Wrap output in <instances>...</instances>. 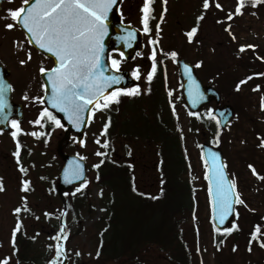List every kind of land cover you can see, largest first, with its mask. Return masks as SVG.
I'll return each mask as SVG.
<instances>
[{"label":"rangeland","instance_id":"rangeland-1","mask_svg":"<svg viewBox=\"0 0 264 264\" xmlns=\"http://www.w3.org/2000/svg\"><path fill=\"white\" fill-rule=\"evenodd\" d=\"M141 1L127 0L126 8L128 7L129 10L126 15L134 26L143 30L138 8ZM216 2L222 5V10L214 7ZM202 4L203 0H167L161 8L158 7L159 10L156 13L160 18L163 7L168 9L167 13H164V18L161 19L159 30L151 27L150 34L147 38L145 37V42L148 41V43L150 40L158 41L155 44L157 54L163 52L170 54L175 51L190 64L199 63L200 66L196 72L200 80L217 87L222 92L223 98L234 106L237 112L223 131L221 141L229 177L236 182L235 190L245 204L236 205L238 215H235L233 222L238 225L239 232L230 233L231 236L221 241L216 247L214 243L216 231L211 219L208 184L205 178L206 166L201 156V139L188 131V112L181 100L177 67L169 59L163 62L168 89L171 93L172 113L176 117V125L183 134V152L188 163V176L193 186L190 224L195 237L193 240L194 263L264 264V247H261V243L264 242V180L259 179L251 169L247 168L249 163L260 176H264V149L256 148L257 139L255 137V134L259 133L264 138V110L261 108L264 83L261 82V78L252 77L248 67H245L246 59L250 57L248 55H253V61L256 63L259 60L264 69V59H261L264 58V3L258 4L257 7H252L250 3L247 4L243 9V14L238 15L231 22L230 30L226 32H223L225 25H223V17L234 10L237 0H210V7L207 10ZM21 5L22 0H5L0 5V63L10 71L9 79L13 99L23 105L24 119L18 126L19 140L23 146V156L26 154L28 156L19 163V166L26 169L25 172L28 173L23 181L33 183L35 192L28 194L20 191L21 175L13 163V151L17 148V144L14 142L13 135L0 133V184L3 187V190H0V241L5 247H8L9 232L11 227L16 225V221L23 222L29 231L33 225L34 230L41 227L45 232L49 230L47 227L49 222H53L52 214L50 215L45 209L51 210L50 207H46L48 200L43 196L41 185L34 180L30 165L33 163V166H39L53 160L52 157H48L51 145L44 143L45 147L42 149L40 142L34 141L36 138L31 134L35 129L37 120L35 118L40 110L39 99L42 96L38 73L41 65L48 69L51 64L42 60L32 50L16 26L12 29L4 27L7 23H13L10 19H4L8 15V10L18 9ZM201 15L204 19L198 21L197 17ZM218 20L222 22L217 23ZM192 27H197L198 30L189 42L186 33ZM230 32L235 39L232 38ZM241 45H255V48H246L244 52H239ZM29 54L31 59H29ZM151 54L152 49L145 48L126 67L132 72L139 69L141 90L145 89L147 74L151 71ZM116 58V55H111V59ZM22 60L25 63L21 64ZM249 76L252 79L247 80L240 86V90L236 91L237 84ZM221 85L225 88L223 89ZM257 85H259V90L253 91ZM95 118L85 135V146L79 151L87 157V165L92 167L83 191L86 194L85 200H88L93 207L89 206L88 211L82 206L84 211L78 216L76 214V220L70 213H67L64 218L66 228L69 227L64 249L70 258V263L94 264L96 255V223L101 212L99 207L94 205L98 201L99 188L96 185L94 170L97 159L93 156L98 147L93 140L100 138L97 129L101 116L96 114ZM50 138L52 141L54 135ZM68 151L73 153L76 150L71 146ZM57 174V170L50 169L41 177L51 180ZM76 194H78L77 191ZM21 197L29 211L31 209V214L24 215L21 212L18 216L13 215L16 208L24 205ZM81 204H83L82 200ZM45 213H48L50 217L47 220ZM39 219L41 222H38ZM256 226L260 227V232L256 234L255 239H252ZM55 242L56 239L50 240V238L41 236L36 246L33 245V250L39 254L38 264H42L47 250L49 248L52 250ZM234 247L235 251H233ZM249 247L251 251L248 250Z\"/></svg>","mask_w":264,"mask_h":264},{"label":"trees","instance_id":"trees-1","mask_svg":"<svg viewBox=\"0 0 264 264\" xmlns=\"http://www.w3.org/2000/svg\"><path fill=\"white\" fill-rule=\"evenodd\" d=\"M126 6L124 1L122 15L130 21ZM245 67L251 74L260 72L254 61L247 60ZM145 86L139 95L121 93L118 103L103 110L112 125L102 143L108 147L101 145L105 155H99L100 167L95 168L101 217L94 264H195L190 224L193 186L182 133L171 114L162 75L156 74ZM206 111L190 115L189 131L224 151L223 132ZM73 201L70 198V206L79 210ZM89 206L93 207L86 200L88 211ZM222 235L216 236V247Z\"/></svg>","mask_w":264,"mask_h":264},{"label":"snow or ice","instance_id":"snow-or-ice-1","mask_svg":"<svg viewBox=\"0 0 264 264\" xmlns=\"http://www.w3.org/2000/svg\"><path fill=\"white\" fill-rule=\"evenodd\" d=\"M167 0H165V3ZM152 0H144V6L141 9L142 23L144 25V32L148 33L151 31L149 27V20L151 18V5ZM246 3H250L252 7H256L260 3H264V0H237V6L235 11H230L227 14V19L231 20L235 15H242L243 9ZM23 5H29L28 7H20L18 9H9L8 15L4 19H10L13 23H7L4 25L7 29H12L16 24L21 25L27 32L31 35V39L35 41L36 45L40 49H44L47 52L52 53L57 61V65L51 69L40 68L42 74H47L48 80L52 86V95L49 103L54 109H58L60 112L67 114L70 122L74 123L79 127L82 123V114L85 110H90L89 105L94 104L95 109L107 108L109 103L112 101L119 102V95L122 93L128 96L139 95V87H134L131 89H117L113 92L105 95V89L110 87L112 84H117L122 79L121 76H106L101 67L100 58L104 51L103 38L107 34L108 25L106 20L108 18V13L112 10L116 0H35L31 3V0H22ZM205 10L210 7V0H203L202 4ZM214 7L222 10V5L218 2L214 3ZM255 15V13H253ZM204 19L203 15L197 17V20ZM222 21H217L221 23ZM230 25L226 31L230 30ZM157 30H159V25H157ZM198 28L192 27L190 31L186 33L188 41L191 42L193 36L196 34ZM130 37L132 33L128 34ZM230 35L231 32H230ZM235 39V36L232 35ZM149 43L155 45L158 43L157 40H150ZM246 48H255V45H241L239 52H244ZM156 49L153 48L151 59L153 61L151 66V71L147 74V80L152 81L154 74L157 70L156 62ZM123 55V53H121ZM171 56L175 58L177 53L175 51L171 52ZM29 59L31 55L29 54ZM264 59V58H261ZM25 61H21V64ZM112 66L115 67L116 71L119 72L120 60L112 59ZM198 63L196 67H199ZM185 70L188 71V66L185 65ZM132 75L139 79V69H135ZM256 75L264 76V73H258ZM252 79L251 76L244 80H241L237 86L236 90H240V86L247 82V80ZM10 87V86H9ZM259 90V85L253 89V91ZM4 85L0 83V108H2L3 95H4ZM171 95V93H169ZM190 95L194 98L202 99L199 89L190 90ZM27 98V97H25ZM104 100L101 104L100 101ZM41 103L44 101L41 100ZM195 102V99L194 101ZM261 108L264 110V97H261ZM173 111H175L173 109ZM213 110H209V118L215 119L212 115ZM190 115H198L196 113H189ZM40 117H47L55 123L57 127H62L61 122L52 112L47 108L43 109L40 113ZM36 124H40L41 120L37 119ZM219 125V121H217ZM13 127H16L19 131V127L16 121H12ZM108 125L104 127V132H107ZM32 135H37L33 132ZM15 138L17 133H12ZM216 140L219 141V130L216 133ZM98 144L99 140L96 141ZM107 148V143L102 145ZM260 147H264V138H261ZM20 144L17 143V151L14 155L17 157V162L19 163L20 155ZM97 155L103 156L105 153L97 152ZM211 156V168L213 171V178L215 183V193H214V203H213V219H218L220 225H223L230 215L233 214L234 204H245V202L240 199L239 193L236 192V182L230 181L224 169L226 164L220 162L219 155L215 152L210 153ZM203 159V157H202ZM103 162V161H102ZM101 162V163H102ZM206 168L208 167L207 161H205ZM94 167L99 168L100 164L94 165ZM253 174L259 179L264 180V176H260L256 172L253 165H249ZM24 172L26 169L21 168ZM82 168L77 166V168L69 174L65 172V179H80L82 177ZM99 178V177H97ZM206 179L208 178L206 174ZM22 191H29V182L23 181ZM83 186V185H82ZM0 190H3L2 184H0ZM135 190V189H134ZM77 192L80 188L76 189ZM209 195L213 196L212 181L210 180ZM155 198V197H153ZM247 206V205H245ZM15 211L19 213L20 208H16ZM45 215H49L45 213ZM238 215V213L236 214ZM21 224L17 222L16 227L12 232L11 242L13 247H15L16 233L20 230ZM233 230H238V225L233 223L231 227L219 229L216 228L215 231H223L225 233H231ZM64 230L61 229V232ZM260 232V227L256 226L255 231L252 233V239L256 238V234ZM62 239H67L66 236L59 237ZM53 239H58L53 237ZM251 244V241H250ZM261 247H264V242L261 243ZM235 247L233 251H235ZM251 251V247L248 249ZM57 256L62 255V249L59 244L56 246ZM79 255V253H77ZM0 264H8V260L5 259L0 261ZM50 264H56L55 261L50 262Z\"/></svg>","mask_w":264,"mask_h":264},{"label":"water","instance_id":"water-1","mask_svg":"<svg viewBox=\"0 0 264 264\" xmlns=\"http://www.w3.org/2000/svg\"><path fill=\"white\" fill-rule=\"evenodd\" d=\"M5 0H0V5ZM122 0H116V4L113 5L112 10L108 13V18L106 20V24L108 25L107 34L103 38V46L104 51L101 54L100 63L101 67L104 71V75L106 76H121L122 79L117 84H112L110 87L105 89V95L113 92L117 89H131L138 85L137 81L132 79L128 72L126 71H114L110 67L109 54L113 51L118 53H123L122 57L126 61H131L137 52H141L143 49L142 45V35L139 31L132 28L130 25H123L121 23V16L118 13V7L120 6ZM35 0H31V3H34ZM24 7H28L29 5H23ZM21 31L25 34L28 39L29 44L35 48L38 52L43 54L46 58H50L54 61V67L57 65V61L55 56L47 52L44 49H40L38 45H36L35 41L31 39V35L24 29L21 25L17 24ZM132 33L133 35L130 37L128 34ZM179 72L182 78V91H183V99L184 103L188 110L191 112H198L205 105L215 102L216 105L220 104L221 97L220 94L211 86H204L198 77L196 76L194 69L192 66L187 64L183 60L178 61ZM185 65L188 66V71L185 70ZM9 72L3 68L0 64V83L4 85L5 91L3 95L2 108H0V129H6L8 121L12 117H16L19 120L22 119V110L21 106L16 105L11 100V89L9 87L8 78ZM41 79L44 84V96L42 100L44 101L42 104L50 111H52L57 118L60 120L61 124L67 128L66 134L62 140H60L56 145V154L60 157L63 165L60 171V175L58 177L57 191L61 195L62 192L70 190L74 184L84 183L85 181V163L83 160L79 159L76 156H71L63 153L62 143L67 140L69 137V133L76 134L77 144L79 145L83 139L84 131L88 122L89 113L91 108L94 106L89 105L90 110H85L82 114V123H80L79 127H77L74 123L70 122L67 114L60 112L58 109H54L51 107L49 103L52 95V86L50 81L48 80L47 74H42ZM199 89V92L202 99L194 98V96L190 95V90ZM195 99V102H193ZM215 116L218 118L219 126L221 129H224L229 121L232 119L234 112L233 109L229 106H223L222 108H217L214 112ZM215 152L219 155L220 162H223L222 153L219 149H215L209 145H202V153L204 160L207 161L208 164V180L212 181V189L213 196H211L212 201V211H213V203H214V193H215V183L213 178V171L211 168V156L210 153ZM77 166L82 168V177L80 179H72L70 176L71 182L65 179V172L67 171L69 174L74 171ZM225 171V169H224ZM226 174V171H225ZM227 176V174H226ZM228 178V177H227ZM235 204L233 205V208ZM234 216V212L232 215L228 217L223 225H220L218 219H213L214 225L216 228L224 229L227 228L232 221ZM62 262L61 264H67L66 256L62 250ZM56 262V259L54 260Z\"/></svg>","mask_w":264,"mask_h":264},{"label":"flooded vegetation","instance_id":"flooded-vegetation-1","mask_svg":"<svg viewBox=\"0 0 264 264\" xmlns=\"http://www.w3.org/2000/svg\"><path fill=\"white\" fill-rule=\"evenodd\" d=\"M47 62H50L49 60ZM8 247H13L11 240L7 241ZM21 247V241L15 240V248ZM7 259L8 264H22V257L19 255V250H6V247L0 241V261Z\"/></svg>","mask_w":264,"mask_h":264}]
</instances>
